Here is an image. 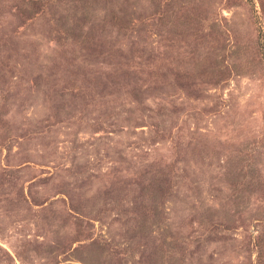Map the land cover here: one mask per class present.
Masks as SVG:
<instances>
[{
    "label": "rangeland",
    "instance_id": "374dc122",
    "mask_svg": "<svg viewBox=\"0 0 264 264\" xmlns=\"http://www.w3.org/2000/svg\"><path fill=\"white\" fill-rule=\"evenodd\" d=\"M0 264H264V0H0Z\"/></svg>",
    "mask_w": 264,
    "mask_h": 264
}]
</instances>
